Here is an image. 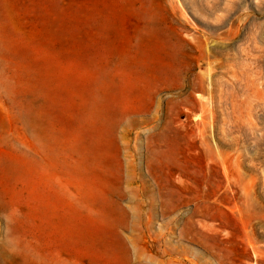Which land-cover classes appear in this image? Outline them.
Here are the masks:
<instances>
[{
    "label": "rangeland",
    "instance_id": "1",
    "mask_svg": "<svg viewBox=\"0 0 264 264\" xmlns=\"http://www.w3.org/2000/svg\"><path fill=\"white\" fill-rule=\"evenodd\" d=\"M0 264H264V0H0Z\"/></svg>",
    "mask_w": 264,
    "mask_h": 264
}]
</instances>
